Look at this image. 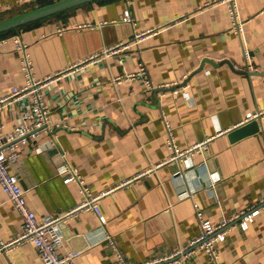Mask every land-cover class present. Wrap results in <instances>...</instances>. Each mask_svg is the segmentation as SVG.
<instances>
[{"label": "crops", "instance_id": "obj_1", "mask_svg": "<svg viewBox=\"0 0 264 264\" xmlns=\"http://www.w3.org/2000/svg\"><path fill=\"white\" fill-rule=\"evenodd\" d=\"M37 1L0 0V19ZM126 9L131 21L122 19ZM238 12L241 31L220 0H95L0 33L2 95L25 81L14 34L42 78L146 31L129 48L45 87L53 128L20 141L21 162L10 165L38 219L100 194L98 212L83 207L61 225L62 250H78L76 264H137L169 254L199 233L196 207L217 222L264 197V0H238ZM84 23L91 25L77 27ZM141 64L164 91L124 77ZM18 110L17 103L0 111L5 131ZM257 110L261 130L231 141L228 131ZM65 164L87 192L77 179L65 180ZM21 228L0 186V239ZM217 250L223 264H264V208L247 228L232 226ZM0 264L42 262L35 244L23 241L1 249ZM183 264L210 262L197 250Z\"/></svg>", "mask_w": 264, "mask_h": 264}, {"label": "built area", "instance_id": "obj_2", "mask_svg": "<svg viewBox=\"0 0 264 264\" xmlns=\"http://www.w3.org/2000/svg\"><path fill=\"white\" fill-rule=\"evenodd\" d=\"M220 1L226 3L232 18L233 27H235L234 29L241 31L243 22L238 12V0ZM122 19L127 21L132 20L127 9L124 11ZM86 25L91 24L84 23L82 25H77V27ZM145 33L146 31L137 32L128 40H123L108 46L101 52L92 54L82 61L70 64L66 68L42 78L35 77L33 73L32 61L28 52V44L21 38L19 33L11 36L14 42V49L17 54H19L21 60V70L25 76V81L22 84L13 86L7 93L0 95V111L7 106L19 104L17 121L9 130L5 131L3 129V124L0 122V186L8 195L13 207L20 213L22 217V228L21 232L11 240L3 241L0 239V250L9 248L23 241H32L36 246L42 264H76L79 251L62 250L64 234L61 230V225L68 217L72 216L83 207L92 206V208L98 212L95 200L100 194L92 196L87 193V197L81 203L67 212L48 215L42 219H38L35 211L27 203L25 197L26 189L22 186L17 172H14L10 165L12 164L17 167L21 162L22 154L18 145L20 141H27L28 139L36 140L41 136L43 131H51L53 128L51 110L44 97L45 87L63 76L73 74L76 70L90 66V64L96 60L129 48L134 42L141 40L145 36ZM5 40L4 37L0 38V43ZM124 77L126 79L135 77L141 78L149 91L156 88L164 91L162 86H154L143 64L139 66L138 70L127 72ZM120 80V77L114 79L115 83H119ZM262 115V110L248 112L242 122L253 118L261 120ZM170 134L171 132L169 131V135ZM168 140L172 145L171 136ZM201 145L202 144L198 143L186 150L176 149L171 157L180 158L187 156L192 150ZM64 167L68 172L65 180L77 179L81 184V188L87 192L84 182L76 175L74 169L70 168L69 164H65ZM181 195L186 197L191 195V193L188 190H184ZM261 208H264V197L261 198L258 204L250 206L247 210L237 211L231 216L215 222L204 218L203 212L196 207L200 231L194 238L187 242L185 247H177L172 252H169V254L155 255L137 264H183L185 258L197 250L206 252L210 264H223L217 250L218 243L225 240L232 226L238 225L243 229L247 228L249 222L254 219L255 214ZM123 264L134 263L123 260Z\"/></svg>", "mask_w": 264, "mask_h": 264}, {"label": "water", "instance_id": "obj_3", "mask_svg": "<svg viewBox=\"0 0 264 264\" xmlns=\"http://www.w3.org/2000/svg\"><path fill=\"white\" fill-rule=\"evenodd\" d=\"M92 1L95 0H53L51 2L41 4L33 8L23 10L14 15L0 19V33L11 29H16L27 23L49 17L58 12L70 8H74L84 3L92 2ZM201 68H202V64L201 66H199L198 70H200ZM260 130H261L260 120L253 118L232 127L228 131V136L231 141H234L245 135L252 134ZM15 172H17V170H15Z\"/></svg>", "mask_w": 264, "mask_h": 264}, {"label": "trees", "instance_id": "obj_4", "mask_svg": "<svg viewBox=\"0 0 264 264\" xmlns=\"http://www.w3.org/2000/svg\"><path fill=\"white\" fill-rule=\"evenodd\" d=\"M51 1H53V0H39V2L40 3H42V4H45V3H48V2H51ZM99 1H106V0H99ZM87 3H89V2H87ZM84 4H86V3H84ZM83 5V4H82ZM80 6V5H79ZM75 8V7H74ZM70 9H72V8H70ZM69 9H67V10H64V11H61V12H58V13H56V14H54V15H51V16H56V15H61V14H63L65 11H68ZM50 17V16H49ZM47 18V17H46ZM39 20H41V19H39ZM39 20H36V21H33V22H30V23H27V24H25V25H22V26H20L21 28L22 27H28V26H31V25H34L36 22H38ZM17 29V28H16ZM13 30V29H12Z\"/></svg>", "mask_w": 264, "mask_h": 264}, {"label": "rangeland", "instance_id": "obj_5", "mask_svg": "<svg viewBox=\"0 0 264 264\" xmlns=\"http://www.w3.org/2000/svg\"><path fill=\"white\" fill-rule=\"evenodd\" d=\"M41 4H42V3H40L39 1H37V2H35V4H32V5L28 6V8H25V10L30 9V8H33V7H35V6H39V5H41Z\"/></svg>", "mask_w": 264, "mask_h": 264}]
</instances>
